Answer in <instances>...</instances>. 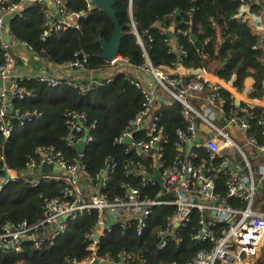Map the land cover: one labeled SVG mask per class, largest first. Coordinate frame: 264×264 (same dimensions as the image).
<instances>
[{"label":"built area","instance_id":"obj_1","mask_svg":"<svg viewBox=\"0 0 264 264\" xmlns=\"http://www.w3.org/2000/svg\"><path fill=\"white\" fill-rule=\"evenodd\" d=\"M50 1L55 4L56 12L49 5ZM64 1L0 0V80L5 82L0 90V134L4 144L14 128L11 121L14 113L9 110V104H12L13 99L31 95V90L21 83L22 79L34 78L49 87L67 85L80 92L91 90L97 83L98 78L90 75L87 84H83L77 77L57 76L47 71L29 75L17 73V48L34 49L25 41L12 40L7 33L9 18L21 15L24 6L35 3L46 5L45 27L41 33V38L45 39L51 29L77 27L78 18L84 12L68 11ZM261 2L260 16L264 22V0ZM90 5L88 3V7ZM132 9L130 1V16ZM247 10L248 6L241 4L234 16L245 20L244 13ZM172 13L175 18L179 16L180 21H184L182 13L186 12L176 10ZM130 25L144 61L129 66L127 59L119 54L111 60L104 59L113 70L123 65L129 66L133 75L129 81L139 90L142 99L140 109L127 120L114 140L117 144L125 145L124 151L129 154L122 166L125 179L118 183L120 193L110 196L105 191L110 180L118 178V165L113 156L104 158V165L99 168L95 178L89 174L82 159L86 146L93 141L92 131L96 128V122H88L84 111L68 110L64 113L66 132L63 140L66 145L76 149L77 156L69 159L54 146L40 144L26 155L22 173L9 169L5 163L2 166L5 170L0 178V189L8 181L18 179H24L34 186L47 180L61 181L63 184L58 195L42 198V218L37 223L0 220V252L20 253L23 243L27 241L35 249L45 243L52 244L72 221L95 210L97 218L84 238L86 256L83 259L65 258L62 264H146L145 258H139L134 251L126 248L115 254L101 253L100 243L111 232L113 225L123 229L122 234L132 232L142 237L153 209L164 206L171 211L164 224L155 231L156 248L162 250L169 243L180 244L183 240L182 231L187 228L190 229L189 239L198 246L190 259L169 260L164 264H264V209L255 203L260 184L264 182V142H260L257 133L252 132V124L247 121L248 115L235 123L228 117L225 125L231 123L238 133L246 135L244 138L252 149L250 154L228 131L199 112L189 97L197 96V92L206 84L205 79L189 76L187 80H182L181 77L172 76L170 69L181 65L179 63L154 67L132 18ZM176 32H180V29L177 28ZM169 38L168 44H171L172 36ZM188 39L193 41L191 34ZM179 50L185 52L181 45ZM87 60L88 54L78 50L71 60L58 66L69 74L74 70L82 73ZM99 77L100 82L104 78L105 83L111 81V74L104 73ZM101 83L105 85L103 81ZM165 93L182 105L181 114L187 122L185 128L175 131L176 137L172 142L175 151L170 161L163 155L164 145L169 142V138L159 124L160 114L157 112V101ZM207 100L222 112V106L217 102L222 103L224 99L216 89L208 93ZM15 116L19 124H24L26 120L39 118L41 113L33 110ZM196 117H201L214 130V136L194 142L196 137H200L195 124ZM259 118L260 136H264V107ZM82 140L84 150L79 152L76 145ZM201 148L209 153L207 161L198 159ZM235 153L239 155L240 163L235 161ZM251 155L255 157L252 162L249 158ZM45 165H51V169L44 171ZM156 174L159 181L154 179ZM94 180L97 184L93 183Z\"/></svg>","mask_w":264,"mask_h":264},{"label":"trees","instance_id":"obj_2","mask_svg":"<svg viewBox=\"0 0 264 264\" xmlns=\"http://www.w3.org/2000/svg\"><path fill=\"white\" fill-rule=\"evenodd\" d=\"M130 1L133 5L131 16L128 11ZM241 4L247 5L251 14L261 15V0H116L113 8L123 30L119 55L127 59L129 66L144 61L130 25L132 18L154 67L179 63L185 68L210 70L224 81L235 72V86L238 90L243 79L250 75L254 79L255 89L250 96L260 97L264 95V36L260 38L253 33L247 20L234 16ZM64 5L70 12H84L78 18L77 27L51 29L50 35L42 39L46 5L35 3L24 6L21 15L9 18V36L14 42L25 41L38 56L53 65H61L71 60L74 52L83 50L88 54L85 70L79 74L70 73L69 76L77 77L83 84H87L89 73L96 70L111 74V81L105 83V78L102 79L104 85L97 79L91 90L80 92L67 85L49 87L34 78L22 79L21 83L31 90V95L12 100L13 131L5 144L0 134V178L4 175V163L9 169L22 173L26 155L40 144L54 146L69 159L77 156L76 149L66 145L63 140L66 132L64 113L68 110H81L86 113L88 122H96V128L92 131L93 141L86 146L82 158L89 174L95 178L107 156H113L117 162L118 178L111 179L105 189L112 196L120 193L118 183L125 179L122 166L129 157L124 151L125 145L117 144L114 140L127 120L140 109L141 94L129 81L133 75L128 65L111 70L109 63L96 55L101 51L97 38L101 36L107 40L113 30L107 14L92 5L88 7L86 0H65ZM176 10L186 12L182 13L184 21L181 22L179 16H173L172 12ZM244 15L251 17V27L255 32L264 30V25H258L257 17L247 12ZM177 28L180 32H176ZM168 30L172 32L171 44H168ZM189 34L196 36L201 47L188 39ZM180 45L184 53L180 52ZM210 90V86L205 84L200 93L205 96ZM181 108L182 105L167 93L157 101L159 124L169 138L163 149V155L168 161L175 151L172 142L176 137V129L187 125ZM33 110L40 112L41 116L19 124L15 114ZM252 132L257 133L260 142H264L259 128H252ZM198 153V159H209L206 149L201 148ZM49 169L51 165L44 166V171ZM93 183L97 184L95 180ZM62 184L61 181L47 180L34 186L24 179L8 181L0 189V220L37 223L42 218V198L58 195ZM259 193L261 201L258 205L264 209V184ZM170 211V208L164 206L155 207L142 237L132 232L122 234L123 229L113 225L111 232L101 240V253L115 254L126 248L134 251L139 258H145L146 264L190 259L198 246L189 239L188 228L182 231L183 240L180 244L169 243L162 250L156 248L155 231L164 224ZM96 218L95 210L79 216L52 244L45 243L39 249L27 241L23 243L20 253L0 252V264H62L65 258L83 259L87 254L85 233L94 225Z\"/></svg>","mask_w":264,"mask_h":264},{"label":"crops","instance_id":"obj_3","mask_svg":"<svg viewBox=\"0 0 264 264\" xmlns=\"http://www.w3.org/2000/svg\"><path fill=\"white\" fill-rule=\"evenodd\" d=\"M247 13L250 16H256L251 14L249 10H247ZM246 19L247 21H251V17L249 16H246L245 20ZM251 23L252 22H248L252 32L254 33L255 31L252 29ZM262 24H264V22H262ZM258 32L259 31H257V33ZM17 54L16 69L17 73L21 75H29L41 71H47L57 76L69 75V72L64 71L58 65L51 64L48 60L38 56L34 51H29L23 47H18ZM109 69L113 70L112 67ZM104 73L105 72H102L100 74L98 71L93 70L89 73V75L99 79V76H102ZM170 73L172 76L181 77L182 80H184L186 77L189 78V76H197L200 79H205L206 84H208L211 88L209 93L216 89L217 93L224 99V102L222 103L219 101L217 102L218 105L222 106V112H219V109L207 100L208 94L204 96L200 93L204 88L197 92V96H190L189 100L191 104L203 115L208 114L209 117L205 115L208 119L210 117L215 118L217 123L210 119L209 120L218 127H223L224 130L227 128L228 130L226 131L234 135L238 133L237 130H235V126L231 123L229 125H225L228 117L232 123H235L236 121L239 122L242 118H246V115H248L247 121H250L252 128H260L258 120L260 119L259 117L262 113V107H264V95L260 97L250 96L255 90L253 87L254 79L252 76H246L241 82V88L238 90L235 86V81L237 79V74L235 72L232 73L230 78L226 81H224L222 78H219L210 70H206L204 68L193 69L185 68L182 65H177L175 68L170 69ZM4 83V81L0 80V90ZM262 85H264V83H262ZM198 129L199 136L202 140L207 137L214 136V130L204 120L203 124L201 123ZM239 135L241 134L239 133ZM235 161L240 163V157L239 160L236 158Z\"/></svg>","mask_w":264,"mask_h":264},{"label":"water","instance_id":"obj_4","mask_svg":"<svg viewBox=\"0 0 264 264\" xmlns=\"http://www.w3.org/2000/svg\"><path fill=\"white\" fill-rule=\"evenodd\" d=\"M86 1L89 4H91L94 8H98V9L104 11L107 14V16L109 17V19L111 20L112 24H113V30L111 32L110 37L107 40L104 39L101 36H99L97 38V42L100 44L101 51L96 54L99 58L106 59V60H111V59L115 58L119 54L121 38L123 36L122 26L118 22V19L116 18L115 11H114V8H113V5H114L116 0H86ZM49 5L56 12L55 4L52 1L49 2ZM173 16L175 17V15H173ZM7 33L9 35V26L7 28ZM167 35L169 37H171L172 36V32L170 30H168ZM191 38H192L194 44L197 47H201V43L196 38V36L191 34ZM71 73L72 74H79L80 72L77 71V70H74V71H71ZM8 108L11 111V113H14L12 104H9ZM126 140L129 141V138L126 137ZM200 140H201L200 137H196L194 139V142H199ZM76 148H77V150L79 152H83V150H84V140H82L80 143H78L76 145ZM2 169L5 170L4 167H2ZM5 176L8 177V173L6 171H5ZM154 179H156L157 181L160 180V178H159V176L157 174L154 176Z\"/></svg>","mask_w":264,"mask_h":264},{"label":"rangeland","instance_id":"obj_5","mask_svg":"<svg viewBox=\"0 0 264 264\" xmlns=\"http://www.w3.org/2000/svg\"><path fill=\"white\" fill-rule=\"evenodd\" d=\"M255 17H257V20L259 21L258 22V25L260 26V24H262V22H261V16L260 15H256ZM248 22H251L250 20H248ZM260 23V24H259ZM262 25H264V24H262ZM254 26H256V27H258L257 26V24H255ZM258 29H261L260 27H258ZM255 34H257V35H259L260 36V38H262V36H264V30H260L258 33L257 32H254ZM201 111H203L202 109H200ZM204 113V112H203ZM205 114V113H204ZM207 117H209L208 116V114H205ZM210 120H212L213 122H215V123H217V120L215 119V118H212V117H210L209 118ZM200 120V121H199ZM201 123L203 124V120H202V118L201 117H199V118H196L195 119V124L199 127L200 125H201ZM225 130H228L227 128H225ZM252 133V132H251ZM253 134V133H252ZM232 135V134H231ZM233 136V138L242 146V148H243V150L246 152V153H248V154H250L251 153V151H252V149H251V146L246 142V140H245V138H246V135H239V133H236V134H234V135H232ZM245 137V138H244ZM232 152L234 151V149H232L231 150ZM237 156V158H238V160H239V157H238V155H236ZM243 157V156H242ZM250 160H251V162L252 161H254L255 160V157H254V155H251L250 157ZM262 184H264V182H262L261 184H260V188H261V185ZM260 190V189H259ZM261 193V192H260ZM260 193L258 192L257 193V198H256V202L255 203H257V204H259L260 203Z\"/></svg>","mask_w":264,"mask_h":264},{"label":"bare ground","instance_id":"obj_6","mask_svg":"<svg viewBox=\"0 0 264 264\" xmlns=\"http://www.w3.org/2000/svg\"><path fill=\"white\" fill-rule=\"evenodd\" d=\"M245 13H246V12H245ZM245 13H244V14H245Z\"/></svg>","mask_w":264,"mask_h":264}]
</instances>
